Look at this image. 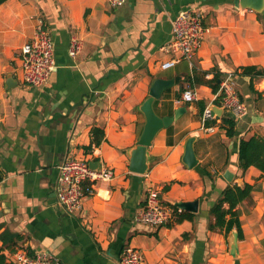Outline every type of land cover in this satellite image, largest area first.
I'll use <instances>...</instances> for the list:
<instances>
[{
    "label": "crops",
    "instance_id": "1",
    "mask_svg": "<svg viewBox=\"0 0 264 264\" xmlns=\"http://www.w3.org/2000/svg\"><path fill=\"white\" fill-rule=\"evenodd\" d=\"M181 9L198 11L210 30L191 64L181 60L163 68L172 54L162 46ZM38 18L53 39L56 69L34 88L23 83L20 50ZM72 37L81 41L74 58L68 55ZM245 66L264 70V14L234 0H125L118 7L106 0L0 3V234L18 235L15 249L48 252L58 264H120L125 246L141 251L142 264H264V176L253 166L242 171L237 152L241 139L264 137V75L243 74ZM228 72L248 110L235 120L232 137L221 124L230 116L224 111L211 117V131L203 130L199 105L220 107V95L194 80L217 74L220 82ZM158 78L173 83L154 101L155 112L185 110L156 133L148 171L137 174L129 171V151L145 122L140 106ZM187 86L196 101L176 103ZM190 137L198 160L192 168L182 161ZM69 158L114 172L70 213L55 197L58 166ZM232 183L253 186L235 208L242 230L235 251L229 233L208 228L213 202ZM150 188L159 189L171 209L197 200V211H186L192 219L159 227L137 223ZM7 244L0 237L6 261L15 264Z\"/></svg>",
    "mask_w": 264,
    "mask_h": 264
},
{
    "label": "built area",
    "instance_id": "2",
    "mask_svg": "<svg viewBox=\"0 0 264 264\" xmlns=\"http://www.w3.org/2000/svg\"><path fill=\"white\" fill-rule=\"evenodd\" d=\"M111 7L121 6L125 0H106ZM172 38L162 46L163 51L172 54V58L161 66L167 68L173 64L186 60L192 63L196 52L208 34L210 27L202 22V15L195 10L181 9L171 20ZM81 49V41L72 37L68 47V55L76 57ZM23 83L37 88L43 86L56 69L54 57V42L45 27L44 21L38 18V23L31 40L24 43L20 50ZM220 108L234 119L247 114V106L240 99L235 87L234 73H226L219 82ZM196 101V93L185 87L176 103H191ZM213 117L209 106L205 108L201 121L204 131H211L212 127L204 125V119ZM114 172L111 168L99 164L92 167L88 159L69 158L58 166L55 182V197L57 202L67 211L79 210L84 199L95 192V186L100 181L112 179ZM173 210L163 204L160 191L150 188L145 197L144 205L137 212V223L159 227L167 225L173 220ZM15 264H58L57 260L48 252L41 251L28 254L22 249L11 253ZM120 264H142L141 251L132 246H125L120 254ZM178 264V263H176Z\"/></svg>",
    "mask_w": 264,
    "mask_h": 264
},
{
    "label": "trees",
    "instance_id": "3",
    "mask_svg": "<svg viewBox=\"0 0 264 264\" xmlns=\"http://www.w3.org/2000/svg\"><path fill=\"white\" fill-rule=\"evenodd\" d=\"M5 0H0V3ZM243 74H253V75H264V70H259L254 66H245L242 71ZM219 76L217 74L213 75L210 79H199L194 78L195 81L205 83L212 88L213 92H217L219 89ZM189 85H191V79L188 80ZM206 106L204 104L199 105V113L202 117L203 112ZM235 120L231 116H222L221 124L225 128L226 135L232 137L235 134ZM214 119L207 117L204 119V125L210 126L213 123ZM97 129L94 128L92 131V143L98 144L99 139L97 136ZM238 166L242 171H245L247 168L253 166L261 171L262 176H264V137L259 135L251 136L247 139H241L238 144ZM253 186L248 183H243L239 185L237 183L228 184L223 188L213 202L209 212L212 216V221L209 222L208 228L210 230H219L224 231L225 234H228L232 229H235L238 233V237H242V230L240 225V220L238 213L235 210L236 206L241 203L243 200L250 197ZM172 210L174 213V221H181L185 218L192 219L193 214L186 211H179L174 205H172ZM4 243L7 244L9 251L14 252L16 249L14 244L16 243V237L18 235L9 233L5 231L0 234ZM20 238V237H19ZM3 249H0V264H10L6 261V255L2 252Z\"/></svg>",
    "mask_w": 264,
    "mask_h": 264
},
{
    "label": "water",
    "instance_id": "4",
    "mask_svg": "<svg viewBox=\"0 0 264 264\" xmlns=\"http://www.w3.org/2000/svg\"><path fill=\"white\" fill-rule=\"evenodd\" d=\"M237 6L244 8H249L255 12L264 14V0H234ZM173 80L158 78L156 79L149 90V95L143 101L140 106V110L145 116V122L142 128V131L136 141V144L129 151V171L137 174H146L149 166V155L148 147L151 145L152 140L156 133L167 127L174 120L178 119L180 113L185 110L184 107H179L174 111L172 116H159L153 107V103L156 99H159L162 92L171 84ZM210 114L215 118H219L222 112V109L216 105H210ZM194 141L195 137H190L186 141L184 147V154L182 161L188 168L194 167L198 160L194 151ZM92 167H97L98 162L90 161ZM224 177L227 181H231L233 174L227 171L224 174ZM174 206L180 210L196 212L198 201L193 202H182L178 201ZM237 238L238 233L235 230L229 232V245L232 251H235L237 248Z\"/></svg>",
    "mask_w": 264,
    "mask_h": 264
}]
</instances>
